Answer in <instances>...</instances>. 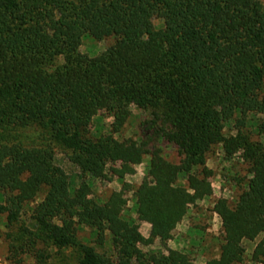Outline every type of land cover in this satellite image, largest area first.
<instances>
[{"label": "trees", "instance_id": "16d2710c", "mask_svg": "<svg viewBox=\"0 0 264 264\" xmlns=\"http://www.w3.org/2000/svg\"><path fill=\"white\" fill-rule=\"evenodd\" d=\"M153 17L162 19L159 29ZM85 35L114 43L89 57L79 52ZM131 107L147 114L140 125L151 134L120 141L114 135ZM104 109L113 118L110 133L90 137V122ZM250 114L264 117L260 0H0V126H41L93 180L116 163L113 172L131 174L147 158L133 190L136 218L150 227L143 237L117 208L122 192L112 194L110 207L89 198L85 181L70 195L51 148L0 146L6 226L43 192L31 212L37 230L24 231L48 246H77L79 264H190L183 251L140 246L157 240L165 248L187 208L212 195L206 154L215 145L226 158L239 154L249 177L233 205L214 202L224 239L219 257L205 264L240 263L242 241L259 236L254 254L264 256V145L242 129L224 134L226 124ZM154 139L175 146L179 162L165 159ZM79 226L94 228L99 243L108 231L113 255L80 243Z\"/></svg>", "mask_w": 264, "mask_h": 264}, {"label": "rangeland", "instance_id": "374dc122", "mask_svg": "<svg viewBox=\"0 0 264 264\" xmlns=\"http://www.w3.org/2000/svg\"><path fill=\"white\" fill-rule=\"evenodd\" d=\"M264 11V0H260ZM152 23L155 29L162 26V19L153 17ZM114 43V38H104L96 40L89 35L82 38L79 52L89 57L99 55ZM62 58L56 60V64H61ZM147 118V114L135 107H131V115L114 137L120 141L125 139H138L151 132L145 130L140 124ZM264 117L261 115H247L239 122H230L225 125L224 134L234 135L238 129L249 133L251 140L258 141L264 145V131L259 127ZM113 118L108 110H101L91 120L89 125V136L97 138L110 133V125ZM19 145L22 147H49L52 150L54 163L59 166L68 176V190L73 195L82 181L91 187L89 198L100 205L112 204L113 193L121 194V199L117 208L121 211L123 218L135 220L138 224L141 235H147L148 224L137 220L134 209L133 190L139 185L147 169V158L134 167L131 174L115 173L112 169H119V164H111L106 168V176L100 180H93L87 175H80L76 165L69 160L70 150L63 148L54 141L50 134L39 125L28 127L0 126V146ZM151 145L158 147L162 151L165 159L178 163L180 158L175 146L165 141L154 139ZM206 166L213 172L209 178L212 195L203 200L197 201L195 205L187 208V213L183 222L173 230L172 238L165 243V248L160 246L156 240L150 246H140L144 252H163L166 249H177L186 253L190 259V264H205L206 261L218 258L220 245L224 239V231L219 217L213 212L214 202L218 199L227 201L233 205L238 195L245 189L248 179L247 165L236 154L226 158L221 145L213 146L206 154ZM179 184L185 185V181L179 180ZM128 186V187H126ZM44 193L37 195L32 203L25 204L19 220L16 224L6 226V213L0 214V264H79L81 257L80 250L74 247L48 246L42 240L34 239L32 235L24 231H36L37 224L31 218V212L35 205L41 202ZM4 196L0 192V204H4ZM103 242L99 243V237L94 228L89 226H79L77 239L80 243L93 246L98 253H105L107 256L113 255L111 247V235L104 231L100 236ZM260 236L253 241L243 240L244 256L237 264H264V256L254 254V249ZM33 242V244L30 243ZM169 244V245H168ZM12 245H35L33 251L25 248L24 251L18 249L14 251Z\"/></svg>", "mask_w": 264, "mask_h": 264}, {"label": "crops", "instance_id": "0c3cea01", "mask_svg": "<svg viewBox=\"0 0 264 264\" xmlns=\"http://www.w3.org/2000/svg\"><path fill=\"white\" fill-rule=\"evenodd\" d=\"M185 218V216L181 219V220H179L178 221V223L176 224V227H175V229L179 226V224H181L182 222H183V219ZM149 230H150V227H149V225H148V229H147V235L145 236V235H142L143 237H147L148 235H149ZM169 245V244H168ZM172 249V248H171Z\"/></svg>", "mask_w": 264, "mask_h": 264}]
</instances>
